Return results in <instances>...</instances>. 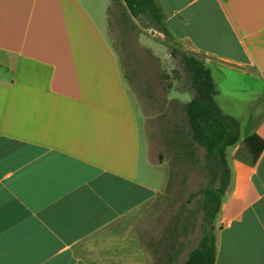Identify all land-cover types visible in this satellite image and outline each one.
I'll return each instance as SVG.
<instances>
[{
	"label": "crops",
	"instance_id": "1",
	"mask_svg": "<svg viewBox=\"0 0 264 264\" xmlns=\"http://www.w3.org/2000/svg\"><path fill=\"white\" fill-rule=\"evenodd\" d=\"M197 1L156 0L176 40L264 87V0ZM110 7L0 0V264H140L147 246L158 263L176 264L185 252L175 214L164 242L128 226L168 195L167 178L141 137L121 53L107 34ZM216 88L241 133L227 149L215 264H264V151L256 156L246 144L254 134L264 139V105L236 107L233 94L226 109Z\"/></svg>",
	"mask_w": 264,
	"mask_h": 264
},
{
	"label": "rangeland",
	"instance_id": "2",
	"mask_svg": "<svg viewBox=\"0 0 264 264\" xmlns=\"http://www.w3.org/2000/svg\"><path fill=\"white\" fill-rule=\"evenodd\" d=\"M108 16L107 34L113 47L121 53L123 74L141 122V137L151 160H164L165 165L157 169V173L160 178H167L168 195L140 215H135L128 226L132 232L145 235L146 239L164 242L168 235L164 231L167 220L175 214L176 232L185 247L176 264H182L204 234V189L219 183L214 180L213 170L207 166L205 149L196 147L195 158L178 159L175 156L190 140L185 105L195 96V90L189 73L180 57L172 55V49L196 54L205 64L207 57L213 61L207 67L221 91L219 101L222 105H225L227 96L233 94L237 99L236 107L246 106L253 99L264 105V87L258 82L261 79L233 71L215 56L193 52L188 43L168 39L150 25L147 16L133 17L121 0H111ZM258 47L264 52V43ZM235 81L247 82V86L235 87ZM236 89L240 91L235 93ZM130 229L126 235L131 234ZM158 250L162 255V246ZM153 251L148 246L141 249L140 264H162L157 262Z\"/></svg>",
	"mask_w": 264,
	"mask_h": 264
},
{
	"label": "trees",
	"instance_id": "3",
	"mask_svg": "<svg viewBox=\"0 0 264 264\" xmlns=\"http://www.w3.org/2000/svg\"><path fill=\"white\" fill-rule=\"evenodd\" d=\"M134 17L147 16L150 25L170 40L174 36L166 25L165 14L156 0H123ZM172 55L180 57L190 75L195 96L185 105L190 140L176 152L178 159L195 158L196 147L206 151L207 166L214 172L218 186L204 189V234L198 246L192 249L182 264H215L217 249L214 220L230 182L227 149L240 139L241 125L238 119L226 114L216 100L218 94L212 71L196 54L184 49H172ZM225 64V62L220 61ZM227 64V63H226ZM250 152L260 156L264 151V139L254 134L247 138ZM181 252H177L179 255Z\"/></svg>",
	"mask_w": 264,
	"mask_h": 264
}]
</instances>
